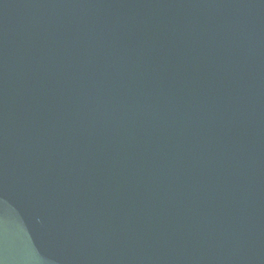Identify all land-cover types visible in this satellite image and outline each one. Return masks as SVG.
Returning a JSON list of instances; mask_svg holds the SVG:
<instances>
[{
    "label": "water",
    "instance_id": "obj_1",
    "mask_svg": "<svg viewBox=\"0 0 264 264\" xmlns=\"http://www.w3.org/2000/svg\"><path fill=\"white\" fill-rule=\"evenodd\" d=\"M0 264H264V0H0Z\"/></svg>",
    "mask_w": 264,
    "mask_h": 264
}]
</instances>
